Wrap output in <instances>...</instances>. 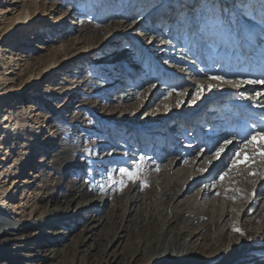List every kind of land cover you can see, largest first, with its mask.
Wrapping results in <instances>:
<instances>
[{
    "label": "rangeland",
    "instance_id": "374dc122",
    "mask_svg": "<svg viewBox=\"0 0 264 264\" xmlns=\"http://www.w3.org/2000/svg\"><path fill=\"white\" fill-rule=\"evenodd\" d=\"M0 1V8H7L12 0ZM29 1L32 17L24 24L0 19L1 52L8 46L17 52L4 82L14 90H0L7 92L0 107L9 96V123L16 115L26 123L21 143L0 159L2 170L12 158L11 169L20 172L11 178L17 182L7 197L0 191V198L8 216L15 214L6 203L14 204L28 222L51 214L53 200L65 217L49 216L48 225L30 228V234L39 233L31 247L64 249L86 238L73 257L77 264L85 256L97 263L104 250L113 263L130 259L135 242L153 230L151 220H142L148 203L156 211L174 206L173 193L163 197L158 179L181 181L182 173L194 174L192 159L199 156L198 163L209 164V171L217 168L216 175L207 183L193 179L174 197L184 206L205 202L212 213L225 214L209 233L198 230L185 238L201 258L221 245L216 237L224 244L247 242L254 254L244 264H264V141L252 126L264 111V84L237 88L211 79L264 80V0H243L244 6L241 0ZM216 18L226 21L223 31L215 28ZM253 135L257 138L247 143ZM11 136L7 131L1 137L7 146ZM225 140L232 143L217 158ZM237 151L241 162L232 167ZM169 157L178 160L171 173L163 168ZM133 161L139 164L137 186L121 187L119 180H131L119 169L136 171ZM178 167L181 173H175ZM146 174L151 178L141 181ZM222 174L230 180L228 188L215 194ZM21 179L28 184L18 185ZM206 189H211L208 199L202 197ZM98 195L105 200L100 206ZM86 202L94 209L82 211ZM19 245L3 249L0 263L26 253ZM19 256L15 264L30 262ZM63 258L69 263L72 253Z\"/></svg>",
    "mask_w": 264,
    "mask_h": 264
},
{
    "label": "bare ground",
    "instance_id": "6f19581e",
    "mask_svg": "<svg viewBox=\"0 0 264 264\" xmlns=\"http://www.w3.org/2000/svg\"><path fill=\"white\" fill-rule=\"evenodd\" d=\"M16 3H21V4L16 5ZM1 4L2 1H0V5ZM31 5L32 3L29 0H12L8 4L7 8H2V7L0 8V19L1 20L6 19V21L11 20L13 21V23H18L19 25L20 24L22 25L26 22L27 19L29 20L32 17L31 11L29 9ZM6 25L8 24L6 23ZM16 55L17 52L14 49L10 48V46L6 48V52L4 53L1 52L0 50V90H2L4 87H9V89L14 90L13 86L12 87L7 86L4 84V82L8 78L7 75L9 74V72H11V69L16 65V60H17ZM5 64H7L8 66L7 68H5L4 66ZM4 72H6V74H3ZM237 79L240 78L238 76L230 77V78L228 77L227 79H225V81L233 82ZM246 80H255V78L251 77L245 79L244 81ZM242 85L246 87L247 83H243ZM65 88L67 87H64V89ZM73 89L74 88H70L69 90L67 89L65 93L70 95ZM5 93L7 92H0V96L5 95ZM8 97L9 96L2 97L3 102L0 107V159L1 160H5L6 158H9L11 156L12 149L17 148V145L21 143L19 141V139H21V136L23 135V133H21V129H22L21 127L25 123L24 118L20 115H16L14 121L12 123H9L10 108L7 106L10 103L6 104ZM207 101L208 99L206 98L205 102ZM18 107L21 108V106ZM31 108L36 109L35 106L34 107L32 106ZM202 112L203 111L201 110L198 113V117L202 115ZM253 120L254 121L252 126L256 128L255 130H261L260 135H264V111L257 114ZM7 131H10V134L12 135L9 142L10 145L8 146L7 143H3L1 139V137H3V135ZM29 152L27 154H30ZM3 156L5 157L3 158ZM182 156L184 157L185 154H183ZM163 157L161 158L162 160L164 159ZM200 159L199 156L192 159L191 164L195 167H198V169L194 174L191 173L185 175L182 173V175H184V178L181 181L173 180L170 177L169 179L166 178L164 183L162 179H158L160 181V186L158 188L159 191H161V195L163 197H166L168 194L173 193L172 198L174 199V203H173L174 206L173 207L170 206L167 210L165 209L161 210L159 207L158 211H156V208L152 209V207L155 204L153 202L148 203L144 216L145 218L142 220L143 221L151 220L150 224H152L153 230L151 232V235L150 236L148 235L149 237L146 236L144 240H139L135 242V244L132 246V248L133 247L135 248V251L131 254L130 259L129 257L125 258L124 256L122 257V260H120V262L113 263L112 260L108 259L109 254L105 253L104 250L102 253L101 260L98 261L97 263L89 260L85 256V258L82 259L80 264H237V263L244 264L247 263L246 259L251 258L254 254L253 250L250 252L247 251V242H245L242 245L241 244L236 245L234 239H232V240H227L226 244H224L223 242L224 240L221 241L220 238L218 239L216 237L217 240L215 243L221 245L216 246L214 248L213 254L201 258L202 256H200V252L191 246V243H193L192 240H190L191 242L189 243L187 241V238H185L186 235H191L192 233L196 234L198 230L199 232L201 230H205L206 233H209V231H211L214 227L220 225V220L218 216L222 217L225 214L224 211L218 213L215 212L212 213V211H210L209 208L204 207V205L206 204L205 202H203L202 204L197 202V205H194L193 203H189L187 206H184V203L181 202L182 201L181 198L174 197L175 196L174 192L176 191V189L184 188L193 179H197V181H200L201 179H206L205 183H207L206 181L210 182L211 179L216 175V172H214V170H216L217 168L209 171L210 168L208 167L209 164L208 166L206 162H201L199 164L198 162ZM169 160L170 162L167 165L163 166V168L166 170L167 173L168 172L171 173L173 171L178 161L177 158H173V157H169ZM5 164H9L5 170H2V168H0V191L2 193L1 197L3 198H6L7 195L9 194L11 184L17 182L15 179H11V178L16 176V173H20V172L14 173L15 170L13 171L11 169L12 166H15V162L12 161V158L8 160ZM20 165L21 167L23 166L22 164ZM180 168L181 167H178L175 173H181ZM150 175L151 174L144 175L141 181L151 178ZM156 177L157 176H154V178ZM22 179L18 180V185L24 186L25 184H28V182L22 183L23 181ZM229 181H230L229 179L219 180L215 188L216 191L215 194L219 192H225L226 187L229 185L228 184ZM125 186L135 187L137 185L135 184L134 181H130V182H125ZM101 192L103 193V191ZM155 192L156 190H152L153 195L151 197L155 196ZM210 195H211V189H206L202 197L208 199ZM137 198H139V196L138 197L136 196V200ZM68 201L70 202L71 199H69ZM96 203L98 204V206L104 204L105 203L104 195H98ZM214 203L215 202H211L208 205H213ZM6 204L11 207L9 213H14L15 216L7 215L4 207L5 199L3 200L0 198V236L7 235V237L0 239V253L6 254L7 251L6 249L9 246L10 248H12L11 247L12 245L13 246L16 245L15 247H17V244H20L19 247L23 246L22 250L26 251V253L18 254L19 252H17L10 258V261L3 262L2 264H15L14 257L19 255H20L19 257H22L30 261L29 263L26 264H77L76 262L73 261V257L75 256V253L78 250V245H81L82 243L84 244L86 238L78 242L67 243L64 249L46 248L42 251H37L33 249V247H31L34 241L36 239H39V233L33 230V232L30 234L29 233L30 228L37 230L38 226L43 227L45 225H48L46 219L49 216L55 217L54 219L56 220H59L60 218L61 219L65 218L63 217V212L59 211V208L56 206L57 204L56 201L53 200L51 202L52 205L50 211L51 214L48 213V215L46 214L43 218L39 217L37 221H32V222H28V218H23L22 216H18L16 208H14V204L12 205L9 203ZM83 205L84 207L82 211L84 212H89L91 209H94V206H92L90 202H86ZM179 214L183 215L182 220L176 226H173L177 222V216H179ZM87 230L88 228H86V231ZM18 233H21V235H17ZM15 240L16 243L14 242ZM3 249H5L6 251L4 252ZM67 253H72V260L69 263H67L66 259L63 258L64 255H67ZM57 257H60V259L58 260ZM44 258L45 261L47 262L43 263L42 261L41 262L36 261L37 259L43 260Z\"/></svg>",
    "mask_w": 264,
    "mask_h": 264
},
{
    "label": "snow or ice",
    "instance_id": "6c2138e0",
    "mask_svg": "<svg viewBox=\"0 0 264 264\" xmlns=\"http://www.w3.org/2000/svg\"><path fill=\"white\" fill-rule=\"evenodd\" d=\"M241 6H244L243 5V0H241ZM225 26H226V21L225 20H223L221 18H216V20H215V28L217 30L223 31ZM248 39H252V37L249 35ZM211 79L218 80V81H220V83H232L233 87H237V88H239L241 86V84H243V83H260V84H264V80H246V81L232 82V81H225L223 79V77H219V76H213V77H211ZM209 87H211V85ZM202 88H203V86H200V88L197 89V98H199V95L202 94V92H201ZM256 138H257L256 135H253L252 139L247 141V143H252ZM260 139L264 140V135H261ZM231 143H232L231 140H225L224 141L223 145L220 146L219 149L215 153L217 158H219L220 154L222 152H224L225 148ZM241 156H242V151H237L236 155H235V158H234L235 162L233 163L232 167H238L239 166V163L241 162V159H240ZM139 159H140V161H142L144 158L140 157ZM133 163L137 165L136 171H132V170H130L128 168H123V167L119 169L120 175L122 177H127V179L131 180V181H135L137 176H138V173H139V164H138V162L137 161H133ZM254 174L255 173H250V175H254ZM225 175L226 174H222L220 176V179L223 180L225 178ZM120 184H121V187H123L125 185V181L122 179L120 181ZM234 231H241V230L240 229H234ZM241 234H243V233L241 232Z\"/></svg>",
    "mask_w": 264,
    "mask_h": 264
}]
</instances>
